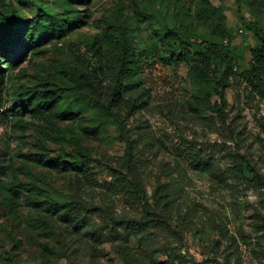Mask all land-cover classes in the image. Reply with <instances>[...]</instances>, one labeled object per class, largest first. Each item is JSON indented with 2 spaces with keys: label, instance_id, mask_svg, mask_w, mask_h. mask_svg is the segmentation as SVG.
I'll list each match as a JSON object with an SVG mask.
<instances>
[{
  "label": "rangeland",
  "instance_id": "rangeland-1",
  "mask_svg": "<svg viewBox=\"0 0 264 264\" xmlns=\"http://www.w3.org/2000/svg\"><path fill=\"white\" fill-rule=\"evenodd\" d=\"M0 9L47 16L34 46L0 59V264H264V87L243 73L259 44L244 22L264 33V0H0ZM222 19L239 70L197 89L200 48L170 44L168 30L192 25L199 44L217 43ZM125 40L139 67L110 109ZM67 73L97 77L101 96ZM55 89L68 91L45 113L17 107L44 105ZM123 219L147 228L132 233Z\"/></svg>",
  "mask_w": 264,
  "mask_h": 264
},
{
  "label": "trees",
  "instance_id": "trees-1",
  "mask_svg": "<svg viewBox=\"0 0 264 264\" xmlns=\"http://www.w3.org/2000/svg\"><path fill=\"white\" fill-rule=\"evenodd\" d=\"M46 17L45 14L40 12L34 20H14L5 15L0 9V59L2 57L7 59L8 54L15 51V46L21 45V43L29 47L34 46L36 43L35 35L37 30H42L43 28L40 20H46ZM197 17L198 20L202 18L207 20L201 12H198ZM223 23L224 19L212 28L213 34L220 38L217 43L199 44V32L192 25L181 24L168 30L166 39L170 44L174 45L176 42H179L187 50L194 46L200 48V52L197 55L198 65L196 64L194 67H191L190 72L192 83L197 89L203 86V81L206 76L218 75L220 80L225 81L239 70L237 61L240 57H238L237 47L232 45V37ZM244 24L247 30L254 34L259 44L256 49L249 51V68L243 73L250 85L253 87H264V33L253 23L244 22ZM71 26L72 24H70V22H66L64 25L67 29ZM225 40H228V43H225ZM120 43L122 46L121 65L115 80L116 85L107 88L108 91L105 92L107 99L105 101H108V103L105 101L103 102V105L110 109L115 107L118 108L120 104L123 103V84L125 81L129 80L130 76L136 74L139 67L128 41L125 40ZM2 74L3 70L0 68V77ZM65 75L77 87L79 85L85 87V85L81 83V79L85 82L88 80L87 77L81 78L75 74L67 73ZM90 80H92V82L88 80L89 87L87 88L94 97L99 98L101 96L99 89L102 87V82L97 77L90 78ZM218 87L219 84L217 88ZM67 91V89L49 91L43 98L46 103L35 108H32L30 103L25 100H20L19 103L21 104H18L17 107L21 109L30 108L32 112L42 114L49 110L50 105L60 102ZM120 185L125 187L126 183L120 181ZM134 187L136 188V190L132 192L136 193L134 199L140 201V184L136 182ZM115 223L123 226L132 233L147 228V221L123 219L117 220Z\"/></svg>",
  "mask_w": 264,
  "mask_h": 264
},
{
  "label": "built area",
  "instance_id": "built-area-1",
  "mask_svg": "<svg viewBox=\"0 0 264 264\" xmlns=\"http://www.w3.org/2000/svg\"><path fill=\"white\" fill-rule=\"evenodd\" d=\"M241 33H243V30H241ZM225 43H228V40H225Z\"/></svg>",
  "mask_w": 264,
  "mask_h": 264
}]
</instances>
